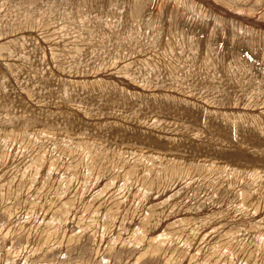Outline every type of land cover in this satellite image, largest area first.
Listing matches in <instances>:
<instances>
[{
    "label": "rangeland",
    "instance_id": "374dc122",
    "mask_svg": "<svg viewBox=\"0 0 264 264\" xmlns=\"http://www.w3.org/2000/svg\"><path fill=\"white\" fill-rule=\"evenodd\" d=\"M0 264H264V0H0Z\"/></svg>",
    "mask_w": 264,
    "mask_h": 264
}]
</instances>
